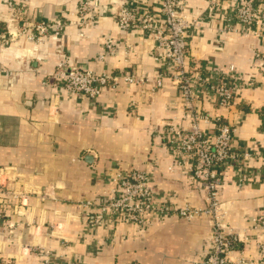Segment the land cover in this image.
<instances>
[{
  "label": "crops",
  "instance_id": "crops-1",
  "mask_svg": "<svg viewBox=\"0 0 264 264\" xmlns=\"http://www.w3.org/2000/svg\"><path fill=\"white\" fill-rule=\"evenodd\" d=\"M122 1L132 9L159 8L158 0H103L97 19L84 26L76 13L79 0H0V36L6 17L15 12L9 3L23 9L27 24L65 25L59 36L40 43L19 37L0 50V260L5 264H41L43 250L71 264H197L209 250L211 229L204 217L153 219L144 234L122 224L114 231L88 227L92 209L86 202L110 196L113 179L132 171L148 173L156 193L178 206L206 204L185 168L169 170L174 159L166 127L188 126L179 118L180 93L168 79L151 91L161 51L142 31L119 27L112 13ZM228 2L209 13L205 0H187V16L198 24L188 32L185 66L202 75L233 66L247 82L230 111L208 102L200 110L222 114L235 125L237 148L259 147L246 165L248 183L240 186L228 170L217 190L225 222L241 238L254 240L251 220L264 213V74L254 55L264 51V41L226 31ZM109 40L116 52L99 62ZM59 64L108 72L117 84L103 88L96 100L74 97L55 78ZM125 75L146 83L128 85ZM252 80L255 85H248ZM200 128L211 135L213 124L201 122ZM253 240L239 243L242 255L251 264H264Z\"/></svg>",
  "mask_w": 264,
  "mask_h": 264
},
{
  "label": "built area",
  "instance_id": "built-area-1",
  "mask_svg": "<svg viewBox=\"0 0 264 264\" xmlns=\"http://www.w3.org/2000/svg\"><path fill=\"white\" fill-rule=\"evenodd\" d=\"M102 1L79 0L76 13L81 25H91L97 19ZM158 1L159 8L156 10L132 9L122 1L117 5L112 17L122 30L137 29L147 37L153 38L156 50L161 51L156 57L161 71L152 83L151 91L162 88L164 79H168L180 93L179 118L188 123L185 127L172 122L166 127L164 135L167 149L174 159L169 170L185 168L190 183L204 191L206 204L203 208L178 206L169 198L156 193L148 173L132 171L128 175H117L113 179L115 188L110 196L95 202H86L92 209L88 227L91 230L102 227L114 231L122 224L135 227L138 233L144 234L149 230L153 219L173 216L190 221L204 217L210 223V245L204 258L197 264H251V261L242 255L239 243H248L253 239L250 236L241 238L225 222V211L218 201L217 190L222 175L228 170L234 172L240 186L248 183L251 172H248L246 165L259 147L252 145L237 148L234 138L235 125L228 122L222 114L212 116L208 111L200 110L201 104L208 102L217 110L230 111L234 107L239 89L246 81L233 66H229L225 71L217 70L211 75L188 71L185 66L188 32L196 28L198 22L187 16V0ZM205 1L209 13L217 11L222 4V0ZM8 7L15 12L6 17V30L0 36V50L15 38L23 37L25 40L40 43L51 35H61L65 28L61 21L27 24L22 19L23 9L12 3H9ZM224 14L226 31L253 35L264 41V0H229ZM115 52L116 44L112 40L107 41L98 61L105 62ZM254 59L258 63L256 68L264 74V51L256 53ZM55 78L67 94L90 100H96L103 88H114L117 84V77L108 72H96L81 67L70 68L64 64L58 65ZM122 79L128 85L146 83V80L134 75H125ZM255 83L256 81L252 80L248 85L254 86ZM261 114L264 124V110ZM201 122L213 124L211 135L200 128ZM3 220L0 214V227L4 225ZM251 229L255 235V248L264 259V213L252 218ZM42 256L41 264H71L69 260L54 258L49 250H43ZM0 264L5 263L0 260Z\"/></svg>",
  "mask_w": 264,
  "mask_h": 264
}]
</instances>
